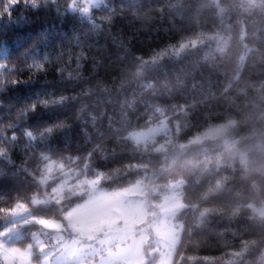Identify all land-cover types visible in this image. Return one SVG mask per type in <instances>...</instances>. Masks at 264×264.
<instances>
[{
    "label": "trees",
    "instance_id": "16d2710c",
    "mask_svg": "<svg viewBox=\"0 0 264 264\" xmlns=\"http://www.w3.org/2000/svg\"><path fill=\"white\" fill-rule=\"evenodd\" d=\"M105 1L0 0V233L61 177L41 182L51 161L106 189L181 179L172 264H264V148L230 151L264 140V0ZM163 117L176 149L131 139Z\"/></svg>",
    "mask_w": 264,
    "mask_h": 264
},
{
    "label": "rangeland",
    "instance_id": "374dc122",
    "mask_svg": "<svg viewBox=\"0 0 264 264\" xmlns=\"http://www.w3.org/2000/svg\"><path fill=\"white\" fill-rule=\"evenodd\" d=\"M105 2L73 0L72 3L90 10ZM221 127L209 129L195 141L217 137ZM173 129L163 117L145 129L131 132L130 137L137 143H146L165 135L157 149L167 150L173 141ZM263 144V139H257L230 151L241 164L247 165L249 151L259 146L263 149ZM169 147L176 149L173 144ZM58 169L61 166L50 161L40 177L44 184L61 176L46 196H36L11 210V223L0 233L3 264H146L145 254L151 257L155 253L159 256L152 264H172L179 232L174 215L183 207V180L170 182L164 192L144 177L126 187L106 189L98 184V177L74 179V174ZM256 169L264 172V160ZM65 191L67 196L75 194L82 198L61 212V217L43 214L40 210L43 205L49 200L58 203L64 199ZM251 208L256 216L264 218V204H251ZM125 227H133L134 232L117 231ZM14 241L22 243L17 245Z\"/></svg>",
    "mask_w": 264,
    "mask_h": 264
},
{
    "label": "water",
    "instance_id": "95a60500",
    "mask_svg": "<svg viewBox=\"0 0 264 264\" xmlns=\"http://www.w3.org/2000/svg\"><path fill=\"white\" fill-rule=\"evenodd\" d=\"M118 232H124V233H129V232H134V228L133 227H131V228H127V227H125V228H121V229H119V230H117Z\"/></svg>",
    "mask_w": 264,
    "mask_h": 264
}]
</instances>
